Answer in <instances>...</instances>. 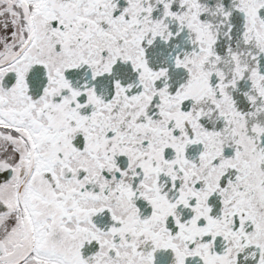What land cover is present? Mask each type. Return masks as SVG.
<instances>
[{
    "label": "snow or ice",
    "instance_id": "snow-or-ice-1",
    "mask_svg": "<svg viewBox=\"0 0 264 264\" xmlns=\"http://www.w3.org/2000/svg\"><path fill=\"white\" fill-rule=\"evenodd\" d=\"M0 264H264V0H0Z\"/></svg>",
    "mask_w": 264,
    "mask_h": 264
}]
</instances>
